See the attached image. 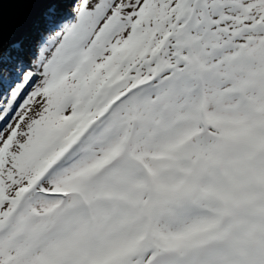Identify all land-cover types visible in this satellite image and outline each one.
I'll return each instance as SVG.
<instances>
[{
	"label": "snow or ice",
	"instance_id": "snow-or-ice-1",
	"mask_svg": "<svg viewBox=\"0 0 264 264\" xmlns=\"http://www.w3.org/2000/svg\"><path fill=\"white\" fill-rule=\"evenodd\" d=\"M0 264H264V0H0Z\"/></svg>",
	"mask_w": 264,
	"mask_h": 264
},
{
	"label": "water",
	"instance_id": "water-1",
	"mask_svg": "<svg viewBox=\"0 0 264 264\" xmlns=\"http://www.w3.org/2000/svg\"><path fill=\"white\" fill-rule=\"evenodd\" d=\"M4 7H5V16L7 17L10 14V12L12 11L11 9H14L16 6H14V5H7L6 4Z\"/></svg>",
	"mask_w": 264,
	"mask_h": 264
}]
</instances>
